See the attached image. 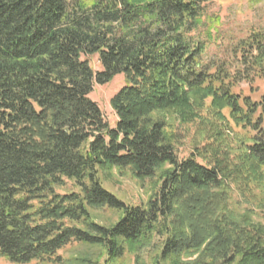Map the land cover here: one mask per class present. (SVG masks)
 Returning <instances> with one entry per match:
<instances>
[{
  "label": "trees",
  "instance_id": "16d2710c",
  "mask_svg": "<svg viewBox=\"0 0 264 264\" xmlns=\"http://www.w3.org/2000/svg\"><path fill=\"white\" fill-rule=\"evenodd\" d=\"M211 2L0 0V258L111 264L129 251L143 264L156 244L152 264H264V224L229 201L232 185L246 197L264 183V94L240 88L264 80V28L208 53ZM118 75L113 126L90 93ZM166 114L202 134L186 157ZM112 169L159 185L128 204L99 179ZM66 181L79 191H59ZM100 208L119 217L101 225ZM72 242L101 253L62 259Z\"/></svg>",
  "mask_w": 264,
  "mask_h": 264
},
{
  "label": "rangeland",
  "instance_id": "374dc122",
  "mask_svg": "<svg viewBox=\"0 0 264 264\" xmlns=\"http://www.w3.org/2000/svg\"><path fill=\"white\" fill-rule=\"evenodd\" d=\"M209 21L213 22L216 18V28L212 30V39L209 41L205 51L211 53L219 42H226L230 37H244L252 30L264 28V0H212L207 9ZM218 23V24H217ZM201 35L204 37L206 27L199 28ZM93 71H98L101 66L97 56L90 55L86 57ZM121 75L114 77L111 81L105 84H94L93 90L90 93V98L94 100L100 107L105 119L110 125H115L116 116L110 107L109 100L112 95L123 85ZM243 93L249 94L252 99H260L264 94V80L256 81L252 84L250 92L249 85L241 84L240 87ZM166 130L176 132V152L179 158L188 156L195 142H197L202 134L195 130V126L180 125L175 115L166 114ZM159 173V172H158ZM99 179L103 187L114 193L118 198L128 204H144L150 194L159 185L158 177L155 175L151 179L143 181L135 178L128 170L121 172L112 169L109 173L100 172ZM232 197L230 207L242 213L246 211V206L253 207L255 214L251 215V219L255 222L264 224V183L254 189L251 196L244 197L242 191L237 186L232 185ZM59 191H79L72 181H66L65 186ZM261 205V206H259ZM259 207V208H258ZM92 218L99 224L110 226L117 218L119 213L106 208L90 209ZM156 241V240H155ZM101 253V249L95 246H87L77 242H72L58 251V255L62 259L80 257L84 255L90 256L92 259L97 258ZM159 254L158 246L155 244L152 247L144 250L141 253L143 264H152L157 259ZM194 256H183L182 260H192ZM104 258V255L99 259ZM0 264H14L3 258H0ZM26 264H50L47 262L31 261ZM111 264H136L135 257L132 252L125 251L123 256ZM162 264H170L168 259L162 261Z\"/></svg>",
  "mask_w": 264,
  "mask_h": 264
}]
</instances>
